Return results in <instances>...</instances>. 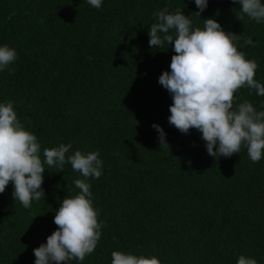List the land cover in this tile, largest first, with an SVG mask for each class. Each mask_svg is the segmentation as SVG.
<instances>
[{
	"label": "trees",
	"instance_id": "16d2710c",
	"mask_svg": "<svg viewBox=\"0 0 264 264\" xmlns=\"http://www.w3.org/2000/svg\"><path fill=\"white\" fill-rule=\"evenodd\" d=\"M264 2V0H262ZM233 0H209L200 17L194 0H0V46L17 59L0 71V103L11 101L25 129L45 148L71 144L98 151L99 179L89 178L102 235L84 261L111 264L112 252L156 256L161 264H264V157L246 147L231 157L208 154L202 133H181L168 118L173 103L159 83L173 46L149 44L154 13L180 9L193 28L216 19L242 34L238 50L258 63L264 83V22L241 15ZM251 38L253 45L245 41ZM236 104L264 111V96L241 88ZM160 125L169 147L161 148ZM44 172L45 196L25 208L10 183L0 194V264H35L34 249L57 230L56 211L79 193L80 173L65 164ZM60 172V173H59Z\"/></svg>",
	"mask_w": 264,
	"mask_h": 264
},
{
	"label": "clouds",
	"instance_id": "9594fccd",
	"mask_svg": "<svg viewBox=\"0 0 264 264\" xmlns=\"http://www.w3.org/2000/svg\"><path fill=\"white\" fill-rule=\"evenodd\" d=\"M99 9L103 0H87ZM200 17L209 0H194ZM239 3L244 15L257 23L264 22L262 0H233ZM156 22L149 29V44L153 48L173 46L170 72L164 71L159 83L169 92L173 103L169 108V123L181 133L191 129L202 133L207 152L213 157H231L246 147L253 163L264 157V111H257L247 100L236 104V93L241 88L256 90L264 96V83L255 79L258 63L247 59L238 50L237 42L243 37L225 31L214 18L204 20V28H193L191 16L177 9L157 10ZM246 44H253L249 37ZM17 59V52L8 45L0 46V71ZM264 107V104L261 105ZM152 127L159 133V143L169 147L166 133L158 124ZM71 144L45 148L41 158V145L35 134L25 129L18 119L11 101L0 103V194L12 183L13 197L23 207H31L32 201L45 196L42 188L44 172L58 168L63 171L70 164L83 179L74 181L79 193L63 199L56 211L54 223L57 230L47 242L35 248V264H69L72 260L84 261L92 254L101 239L102 223L99 210L93 205L89 178L99 179L103 161L98 151L76 150L66 155ZM59 172V173H60ZM111 264H161L156 256H137L121 251L112 252ZM237 264H258L255 258L241 255Z\"/></svg>",
	"mask_w": 264,
	"mask_h": 264
}]
</instances>
